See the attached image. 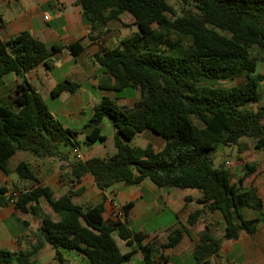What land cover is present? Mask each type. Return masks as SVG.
Segmentation results:
<instances>
[{"label":"trees","instance_id":"trees-1","mask_svg":"<svg viewBox=\"0 0 264 264\" xmlns=\"http://www.w3.org/2000/svg\"><path fill=\"white\" fill-rule=\"evenodd\" d=\"M76 2L82 7L84 24L91 28L90 39L104 41L113 35L111 25L121 21L123 14L134 18L138 30L119 38L114 48L101 45L94 59L103 69L99 88L115 94L128 87L139 89L142 97L132 105H121L116 99L123 96L104 95L84 128L86 143L92 146L106 141L103 123L108 119L115 129L116 152L106 157L70 159L61 148L80 147L81 132L53 115L25 75L40 64L51 67L54 56L65 49L78 56L85 47L78 40L66 46H49L30 31L6 41L0 39V79L9 73L22 78L15 91L17 108L0 101V169L38 182L30 162L22 160L14 169L10 166L17 152L29 151L38 157L68 161L61 177L67 178L71 187L92 173L103 190L118 182L139 184L145 179L159 187L198 189L203 208L189 214L187 225L195 224L206 209L218 210L225 220V233L216 237L209 225L200 230L194 259L196 264H218L224 240L239 239L242 232L255 234L264 222V200L257 187L246 182L259 165L245 162L244 176L233 182L227 164L216 167L210 156L220 145H236L240 153L252 146L264 148V103L256 109L246 107L260 102V85L264 83V71H258L264 57L252 53L253 48L264 53V0ZM239 77L245 80L219 85L220 80ZM79 87L78 82L65 79L52 94L74 93ZM147 130L166 140L162 148L156 149L152 143L144 147L128 143ZM16 192V208L32 211L41 219L35 252L51 244L60 264L61 250L81 251L91 264H129L136 250L123 253L115 232L127 245L136 243L147 264H159L161 250L175 247L188 231L184 225L171 230L166 242L144 243L147 234L129 229L126 220H105L102 204L86 208L76 204L71 188L56 197L49 186L16 187L9 198V188L4 185L0 187V206L10 203ZM42 198L58 219L43 210ZM132 206V202L124 206L126 215ZM244 206L258 215L245 218L241 213ZM35 252L16 253L0 247V264H36L31 260Z\"/></svg>","mask_w":264,"mask_h":264},{"label":"crops","instance_id":"crops-1","mask_svg":"<svg viewBox=\"0 0 264 264\" xmlns=\"http://www.w3.org/2000/svg\"><path fill=\"white\" fill-rule=\"evenodd\" d=\"M50 10L56 13L55 19L51 14H47ZM82 11V7L77 4L76 0H0V39L2 41H6L23 31H30L36 38L44 41L49 46L53 44L66 46L78 40L85 47L84 51L78 56H73L65 49L54 56L51 67L40 64L26 73L25 76L43 96L53 115L65 126L81 132L79 135L80 147L63 146L61 151L67 154L70 159L86 160L95 156L106 157L114 154L117 150L114 141L115 129L107 124L110 120L105 119L103 126L112 127L111 136H107L103 132L106 141L96 142L92 146H88L86 143L84 128L94 113L95 105L102 100L104 95H110L112 98L116 97L114 92L99 88L98 82L103 74V69L95 61L94 54L101 45L110 48L116 47L118 40H114L116 38L114 33L104 41L100 38L90 39L91 28L89 25L84 24ZM45 15L48 16L47 19ZM52 22H54L53 25ZM65 79L78 82L80 87L74 93L64 91L60 96L54 97L52 94L53 89ZM21 83L22 78L16 73L3 76L0 79V101L17 108L14 97L16 96L15 91ZM48 97L57 99L54 105L48 103ZM125 99L127 97L123 96L119 99V103L121 105H131L139 98L136 97V100L134 99L132 103L123 102ZM110 137L113 140L110 147H108L106 143L110 141ZM98 145L101 148H97ZM18 155H25L20 161L25 160L31 163L38 182L20 179L14 171L7 175L0 169V179L6 181L4 185L9 188V198L16 187L23 189L38 184L49 186L53 189L56 197L71 188L74 192L73 201L81 207L86 208L102 204L104 206L103 218L107 221H110L112 200H117L123 207L132 202L133 206L127 212L126 221L129 229L147 234L144 243L149 241L166 242L171 230L187 225L189 214L193 210L203 208V205L198 202L202 197V193L198 189L159 187L150 179H145L139 184L118 182L103 190L97 185L92 173L85 174L80 183L71 187L67 178L61 177V172L68 169V161L54 157H38L29 151H19L10 161L11 169H14L20 162L19 160L14 162L15 157ZM242 157L244 156L238 158ZM230 163L239 166L242 162L240 160H230ZM252 163L258 164L259 167L247 178L246 182L256 186L264 200V166L261 162ZM62 166L65 167L63 170L61 169ZM243 167L244 165L241 166V174L238 179L244 176ZM50 171L53 174L45 177ZM231 172L233 174L232 170ZM52 177H55V179L49 180ZM9 180H12L13 183H7ZM15 204L8 203L5 206H0V247L16 253L21 251L35 252L36 234L41 225V219L32 211L24 212L17 209ZM40 205L45 212L58 219L57 214L44 198L41 199ZM241 213L247 219L258 215V212L246 206L241 208ZM206 225L211 227L216 237H223L225 220L222 213L218 210L209 211L206 209L195 224L187 225L188 231L184 233L183 238L175 247L161 250L162 257L157 258L159 264H174V256H178V260L181 257L179 260L181 262L178 264H196L195 259L190 261V258H194V247L200 242L199 232ZM114 237L123 253L136 250L129 264H147L136 243L127 245L126 241L121 239L117 232L114 233ZM226 242L229 244L224 245ZM236 243L242 244L243 250H241V253L245 256V264H264V222L255 234L242 232L239 239L224 240L221 252L217 257L221 260V264L226 261L224 256L228 255L230 251H234L223 250L224 247ZM120 244H123L125 249H122ZM48 245L52 247L51 251H46ZM61 255L63 258L61 264H91L88 257L78 250H61ZM185 255L189 257L184 258ZM55 256L56 249L51 244L46 243L41 249L32 254L31 260L35 261L36 264H44V258L47 257L48 263L52 262L53 264L56 262L55 264H60Z\"/></svg>","mask_w":264,"mask_h":264},{"label":"rangeland","instance_id":"rangeland-1","mask_svg":"<svg viewBox=\"0 0 264 264\" xmlns=\"http://www.w3.org/2000/svg\"><path fill=\"white\" fill-rule=\"evenodd\" d=\"M173 4H177V3L173 2ZM47 14L48 15L51 14L54 19L56 18V13L52 12L51 10H50V12H47ZM133 22H134V18L128 14H123L121 16V21L114 22L111 25L112 31L116 37V38H114V40H118L119 38H122L128 34L136 32L138 30V27L136 25H134ZM53 23L54 22H52L51 24L53 25ZM252 53L256 56L264 57V53L261 52L260 50H258L257 48H253ZM258 71L259 72L264 71V60L259 61ZM244 80H245V77H239V78H236L234 80H220L219 85L229 86V85L241 83ZM260 91H261L260 102L259 103L250 102L246 105L247 108L256 109L259 104L264 103V83H262L260 85ZM116 95L117 96H126L127 99L123 100V102H125V103L126 102L132 103V102H134V99L136 100V97H138L139 99L142 97V93L139 89L135 91V89L129 88V87L123 89L122 91L116 92ZM113 97H115V96L113 95ZM56 100H57L56 98H50V97L47 98V101L50 105H54ZM116 100L118 101V103L120 102L119 99H116ZM123 105H130V104H123ZM193 119L198 125H203L202 122L199 121L198 119H196L194 116H193ZM106 120L108 121V119H106ZM108 122L109 123H107V124H110L111 126H113L111 121H108ZM111 128L112 127H109L108 125L105 127L103 126L104 134L107 136H111V132H112ZM112 140H113L112 137H110V141H108L106 143V146L110 147ZM165 141L166 140L162 136L154 133L153 131L147 130V131H144L142 133L137 134L132 140L128 141V143L132 146H137V147H144L148 143H152L156 149H160L164 146ZM99 146L100 145H98L97 148H101ZM210 156L213 159L214 166L220 167L224 164H227V166L229 168H231V170L233 171V174L235 175V177L233 178V181L235 179L238 180V176L241 174V166L244 165V162H246V161H248V162H261L264 166V148L256 149L252 146L248 151H246L244 153H240L238 151V147L236 145H232V146L220 145L215 150L210 152ZM240 156H244V157L238 158ZM24 157H25V155H22V156L18 155L17 157H15L14 162H17L18 160L20 161ZM230 160H233V161L240 160L242 163H240L241 165H239V166H234L233 164L230 163ZM51 174H53V172L50 171L48 174L45 175V177H49V176H51ZM52 179H55V177L49 178V180H52ZM5 182L6 181H3L0 179V186L4 185ZM7 183L11 184V183H13V181L9 180V182L7 181ZM218 212H220V211H218ZM226 244H229V243L226 242L224 245H226ZM241 245H242L241 243H236L234 245H229L228 247H226V246L224 247L223 250H234V251H230L228 255L224 256L226 261L223 264H245V262H244L245 256L241 253V250H243ZM120 246L122 249H125V246L123 244H120ZM51 250H52V247H50V245H48V249H46V251H51ZM187 257H189V256L188 255L184 256V258H187ZM180 258L181 257H179V260H180ZM179 260H178V256L173 257V263L174 264H178L179 262H181ZM191 260L194 261V258L193 257L190 258V261ZM44 261H45L44 264H52V262L48 263L47 257L44 258ZM217 262H218V264H221V260L219 258L217 259ZM55 263L56 262H54L53 264H55ZM83 264H87V263H83Z\"/></svg>","mask_w":264,"mask_h":264},{"label":"built area","instance_id":"built-area-1","mask_svg":"<svg viewBox=\"0 0 264 264\" xmlns=\"http://www.w3.org/2000/svg\"><path fill=\"white\" fill-rule=\"evenodd\" d=\"M45 18L47 19L48 16L45 15ZM17 196H18L17 193H13V196L10 199V203L14 204ZM126 217L127 215L124 210V207L117 200H112V206L110 210V220L125 222Z\"/></svg>","mask_w":264,"mask_h":264}]
</instances>
